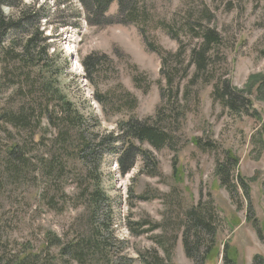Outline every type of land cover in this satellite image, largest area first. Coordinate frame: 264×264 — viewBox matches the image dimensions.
<instances>
[{"label": "rangeland", "instance_id": "obj_1", "mask_svg": "<svg viewBox=\"0 0 264 264\" xmlns=\"http://www.w3.org/2000/svg\"><path fill=\"white\" fill-rule=\"evenodd\" d=\"M66 1L23 0L26 6L39 3L38 8L45 11L41 20L46 25L39 27L44 37L47 35L52 63H44L50 71L30 70L37 85L55 79L56 88L84 123L94 127L96 135L116 134L121 122L134 120L154 125L170 136V142L157 149L148 143L135 142L137 148L154 159L157 172L144 164L145 155L136 158L134 168L121 177L116 165L118 155L101 152L97 175L112 214L108 207L102 206L98 219L99 222L105 216L110 219L108 233L112 234L104 233L112 242L106 248L109 258L141 264L140 255L148 252L165 259L160 245H156V241L163 240L168 243L165 248L174 242L172 264H194L184 254L182 235L186 213L200 207L210 212L217 252L214 259L208 258L204 264H223L224 245L229 247V255H235V264H264V90L259 95L255 85L245 94L250 81L264 74V0H137L144 17L140 23L125 20L123 14L109 26L93 28L88 24L89 30L80 35L81 41L74 47L75 61L73 54H67L71 47L63 43L71 38L60 34L69 26L68 15L76 11L73 3L69 5L70 1ZM3 9L7 16H17L10 8ZM117 12L114 3L108 15L115 18ZM198 12L203 14L195 17ZM187 19L200 21L202 32L213 29L218 36V45L206 56L204 73L190 61L191 52L198 50L202 39L181 31ZM170 54L174 56L169 67H177L179 71L173 84H167L163 74L164 59ZM86 57L101 61L89 75L81 65ZM75 62L81 71L73 68ZM223 82L244 93L243 97L251 102V107L244 111L249 115L254 112L255 116L244 115L242 109L232 112L222 104L215 95L216 87ZM5 85L9 82L2 79L0 113L19 102L11 97L12 88ZM39 86L30 96L37 103L44 100L45 93ZM23 93L27 95L26 90ZM97 97L103 100L98 101ZM56 105L57 101H52L49 107ZM157 112L162 120H158ZM165 121L169 123L163 126ZM41 124L44 127L45 122ZM11 134L15 137L14 130L0 123V159L12 147L13 140L8 137ZM42 136L34 134V142ZM207 143L209 147H205ZM126 147L120 144L117 153ZM226 151L239 161L229 179L236 186L232 194L215 173V166ZM173 161L179 170V181L173 177ZM72 167L58 189L59 180L51 181L48 191L57 192L50 193L54 197L51 206L46 184L40 177L33 182L26 179V183L0 182L3 260L15 261L29 253H42L49 235L62 244L88 235L84 233L94 223L92 215L96 209L91 200L94 169L88 165L85 171L80 162ZM238 175L245 180L247 190L240 187ZM0 179L7 180L1 170ZM80 185L81 189L87 188L83 193L78 190ZM140 196L149 201L138 200ZM143 220L157 225L158 230L135 237L129 224ZM150 228L149 225L143 229ZM203 244H210L207 234ZM48 252L51 257H58L56 248Z\"/></svg>", "mask_w": 264, "mask_h": 264}, {"label": "trees", "instance_id": "obj_2", "mask_svg": "<svg viewBox=\"0 0 264 264\" xmlns=\"http://www.w3.org/2000/svg\"><path fill=\"white\" fill-rule=\"evenodd\" d=\"M86 12L89 14L88 24L92 27H105L115 24L116 18H124L133 23H140L144 19L141 9L138 7L137 0H80ZM137 1V2H136ZM116 2L118 12L116 17L107 16L109 6ZM10 8L17 12V16L4 13L3 8ZM41 9V8H40ZM38 8L36 2L31 6L23 4V0H0V82L2 79L7 80L12 88L13 99L19 100L14 103L8 111L0 113V123L8 125L15 131V137L11 134L12 147L7 149L0 159V170L10 183L23 182L25 180L32 181L41 178L46 184V197L48 206L53 204V196L57 192L48 188L51 187V181H58L56 189L59 188L60 182L67 178L72 171V164L80 162L86 171V167L90 165L94 169L93 179L95 187L91 196L92 203L96 206L92 215L94 223L90 226L88 234L78 237L77 241L61 243L58 238L49 235L47 239V248L40 254L29 253L28 256L15 261H5L0 257V264H126L127 259L112 261L106 253L108 245L112 244L108 236L110 226L109 216L102 217L99 222V213L102 212V206L109 208V203L105 192L102 191L98 180L99 164L102 159L101 152H109L111 155H118L116 165L118 173L121 177L128 174L135 166L136 158L146 155L145 151L137 148L135 142L148 143L154 148L170 142V136L161 129H156L154 125L148 123H138L134 120L121 122L118 125L116 134H107L105 136L96 135L93 126L84 123L81 115L74 109L73 105L65 99L55 86V79L49 82L37 85V82L31 76V69L41 68L50 71V67L44 63L50 62L47 50V37L39 24V20L45 14ZM203 14L198 12L195 17ZM194 17V16H193ZM41 29V31H40ZM200 29V21L195 19H187L182 26L181 31L190 32L197 39H202V43L197 51H192L190 61L196 66L197 70L204 73L207 67V54L212 47L218 45V36L213 29ZM195 32V33H194ZM7 39V40H6ZM146 44V43H145ZM147 45V44H146ZM149 46V45H147ZM181 53V52H180ZM178 54V57L180 56ZM174 55H168L163 62V74L167 84H173L175 77L179 74L177 67H169V61ZM100 59L86 57L81 65L87 75L91 74L94 68L100 64ZM28 70V71H27ZM57 74V73H56ZM14 79H16L17 83ZM180 82H178V85ZM257 85L259 95L264 90V74L255 76L247 86L248 94L250 90ZM45 90L44 100L37 103L33 97L36 87ZM216 97L220 99L222 104L232 112L243 110L246 116H255L247 114L244 110L251 107L250 101L246 100L243 92L232 88L229 83L223 82L220 87H216ZM26 90L27 95L24 92ZM98 101H102L103 97H97ZM57 101V105L50 108V103ZM242 112V111H241ZM158 113V112H157ZM158 120H162L160 112ZM45 122L42 127V122ZM158 122V121H155ZM160 122V121H159ZM158 122V123H159ZM169 121H165L163 126L168 125ZM46 126V128H45ZM75 131V132H74ZM42 133L43 136L37 143L34 142V134ZM13 136V137H12ZM127 147L117 153V146ZM210 144H205L209 147ZM238 158L230 151L224 153V158L215 166L216 176L219 177L222 186L226 187L229 193L236 191V186L230 183L236 168L238 166ZM144 164L150 165L154 171L157 170L156 162L148 155L144 158ZM87 173V172H86ZM173 177L179 181V170L176 168V162L172 164ZM89 175V174H87ZM237 182L243 190L248 187L245 180L237 176ZM87 188L81 189L84 192ZM132 196V189L129 190ZM138 200L149 201L146 197L140 196ZM106 209V210H107ZM207 211V210H204ZM203 209H190L186 213V225L182 235V244L185 256L194 262V264H204L208 258L214 259L217 255L214 247L212 226L210 221L211 215L209 210L203 217ZM107 214V213H106ZM110 214L111 210H110ZM97 223V224H96ZM151 226L150 229L144 230L145 226ZM131 234L135 237L143 236L158 230V226L152 224L149 220L129 224ZM108 234H112L109 232ZM188 234H192L189 237ZM206 234L209 236L210 244L204 245ZM260 236V235H259ZM113 241V240H112ZM114 244H117L113 241ZM163 240L156 241V245H160V249L165 254V259L158 257L156 254H141V264H172L171 250L174 248V242L169 244L168 248ZM1 247V245H0ZM58 250V257H51L48 250L50 248ZM229 247L224 245L223 264H235V255L228 254ZM215 251V252H214ZM1 255V252H0ZM261 260L260 258H256ZM256 259L255 262H256Z\"/></svg>", "mask_w": 264, "mask_h": 264}, {"label": "bare ground", "instance_id": "obj_3", "mask_svg": "<svg viewBox=\"0 0 264 264\" xmlns=\"http://www.w3.org/2000/svg\"><path fill=\"white\" fill-rule=\"evenodd\" d=\"M54 1V0H53ZM66 1V0H65ZM70 1V2H69ZM56 2V1H55ZM60 2V1H59ZM67 2V1H66ZM65 2V3H66ZM68 2H69V5H70V3H73V6H74V10H76L77 11V7L79 6V4H78V0H68ZM58 3V2H57ZM34 4V3H33ZM54 4V3H53ZM38 5H39V3H38ZM60 5V4H59ZM66 5V4H65ZM69 5H67V6H69ZM55 6V5H54ZM58 7V6H57ZM186 9V8H185ZM68 16H70V15H68ZM68 18V17H67ZM67 20V19H66ZM45 24V23H44ZM46 25V24H45ZM66 27H68L67 29H65V31H63V32H61L60 34L62 35V36H67V37H69V38H71V39H73V37H74V34H75V31H76V29H75V27L72 25V24H69V26H66ZM50 32V31H49ZM59 34V35H60ZM60 35V36H61ZM47 36V35H46ZM73 51H74V49H69L68 51H67V54L69 55V54H73ZM73 68L74 69H76V70H80V67H79V65H77V63L75 62V63H73Z\"/></svg>", "mask_w": 264, "mask_h": 264}]
</instances>
